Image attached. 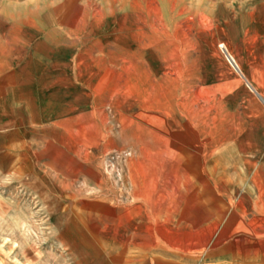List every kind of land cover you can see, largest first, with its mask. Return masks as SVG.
<instances>
[{
  "label": "rangeland",
  "instance_id": "rangeland-1",
  "mask_svg": "<svg viewBox=\"0 0 264 264\" xmlns=\"http://www.w3.org/2000/svg\"><path fill=\"white\" fill-rule=\"evenodd\" d=\"M247 1L0 0L7 58L40 82L27 104H52L42 126L40 105L0 123V264H186L218 246L223 203L258 196L230 172L251 159L202 131Z\"/></svg>",
  "mask_w": 264,
  "mask_h": 264
},
{
  "label": "crops",
  "instance_id": "crops-1",
  "mask_svg": "<svg viewBox=\"0 0 264 264\" xmlns=\"http://www.w3.org/2000/svg\"><path fill=\"white\" fill-rule=\"evenodd\" d=\"M236 7L240 12H236V36L230 45L232 52L226 47L234 65L223 55L227 71H220L218 87L214 90L210 86L204 87L203 105L209 106L205 107L202 131L217 143L214 147H218V157L251 159L248 165L233 166L230 172L250 174V185L256 188L258 196L231 198L229 203H223L235 208L221 215L224 219L218 229V246L209 252L200 251L199 246V249L193 248L194 258L201 257L198 264H264V0H250ZM11 42L12 39L5 40L0 33V123L9 117L7 111L13 106L38 109L40 105L38 115L33 117L38 118L37 125L42 126L51 120L43 112L44 105L52 104L40 103L39 99L33 101L34 107L27 104V88L40 82L32 79L24 69L15 70L12 58H7L13 49ZM10 94L15 95L10 97L13 105H7ZM210 105H218V108ZM68 107L76 110L77 105L63 106V112L54 116V125L65 133ZM13 116L17 120L16 126L20 124L19 118H25L23 113L11 115V119ZM12 143L18 149L19 140L15 138ZM16 159L18 153H11V172L18 168ZM193 256L188 254L186 264H192Z\"/></svg>",
  "mask_w": 264,
  "mask_h": 264
},
{
  "label": "built area",
  "instance_id": "built-area-1",
  "mask_svg": "<svg viewBox=\"0 0 264 264\" xmlns=\"http://www.w3.org/2000/svg\"><path fill=\"white\" fill-rule=\"evenodd\" d=\"M226 57H227L228 61L232 64L233 60H232L231 56L226 53Z\"/></svg>",
  "mask_w": 264,
  "mask_h": 264
},
{
  "label": "bare ground",
  "instance_id": "bare-ground-1",
  "mask_svg": "<svg viewBox=\"0 0 264 264\" xmlns=\"http://www.w3.org/2000/svg\"><path fill=\"white\" fill-rule=\"evenodd\" d=\"M232 58V57H231ZM232 60H233V58H232ZM233 65H234V60H233V63H232ZM239 71V70H238Z\"/></svg>",
  "mask_w": 264,
  "mask_h": 264
}]
</instances>
